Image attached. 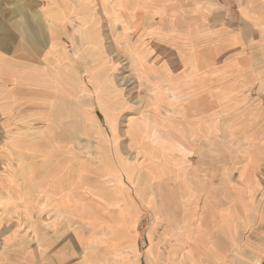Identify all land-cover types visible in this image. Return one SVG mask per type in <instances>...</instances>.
I'll list each match as a JSON object with an SVG mask.
<instances>
[{"label":"rangeland","instance_id":"obj_1","mask_svg":"<svg viewBox=\"0 0 264 264\" xmlns=\"http://www.w3.org/2000/svg\"><path fill=\"white\" fill-rule=\"evenodd\" d=\"M204 1L177 34L51 13L62 61L22 87L48 98L11 112L0 84V218L32 230L0 264H264V0L239 36L235 0Z\"/></svg>","mask_w":264,"mask_h":264},{"label":"crops","instance_id":"obj_2","mask_svg":"<svg viewBox=\"0 0 264 264\" xmlns=\"http://www.w3.org/2000/svg\"><path fill=\"white\" fill-rule=\"evenodd\" d=\"M204 0H74V8L66 3L65 0H0V84H12L10 93H2L5 101H11V112H17L20 106L24 105L22 99H28L26 105L33 106L34 101L44 100L48 96L32 91L26 92L22 88L25 85H34L41 82V77L53 61L61 62L63 49L60 40L63 34H68L65 20L66 17H74L75 31L74 35L83 37H93L98 34L99 14L106 20L113 21L122 19V26L125 21L137 18L139 15L143 19H155L170 21L168 29L171 34H177L178 24L172 21L190 18L196 4H201ZM237 4V27L233 33H230L228 27L222 32L239 36L242 30L241 23H249L251 26L258 25L259 21V0H235ZM73 8V10H72ZM51 13H61L62 19L51 21ZM61 16V15H60ZM165 27H167L165 25ZM228 28V29H227ZM115 28L112 27V33L115 34ZM119 29V27H118ZM240 34H239V33ZM84 38H82L83 40ZM86 39V38H85ZM59 59V60H57ZM48 63V65L46 64ZM56 65V64H55ZM70 66V64H69ZM40 75V78L38 76ZM37 77V78H36ZM43 82V81H42ZM20 85V86H17ZM28 86L26 88H28ZM31 88V86H29ZM4 94V95H3ZM0 97V99H2ZM4 104V103H3ZM38 104V103H35ZM7 106V104H6ZM2 107V111H3ZM48 172L39 171L25 175L31 179L33 175H42V183L35 189V192L42 193V196L51 195L49 190L50 183L46 182L49 178ZM47 176V178H46ZM0 178L1 175H0ZM47 189V191H45ZM63 193V192H60ZM2 215L0 218V259H17L14 253L18 250L12 248L18 238L29 237L32 233L28 224L23 223V230L19 228L18 221L6 219ZM22 226L21 224H19ZM26 227V234L24 233ZM28 256V254H27ZM202 258L188 257L189 261L197 260V264L204 263V251L199 255ZM25 258V256H24ZM27 258V257H26ZM214 256L213 261L217 260ZM202 260V262H201ZM191 264V263H190ZM234 264H237L234 263Z\"/></svg>","mask_w":264,"mask_h":264}]
</instances>
